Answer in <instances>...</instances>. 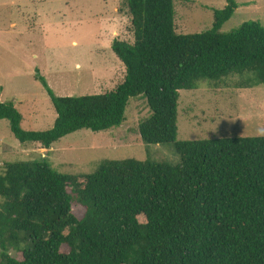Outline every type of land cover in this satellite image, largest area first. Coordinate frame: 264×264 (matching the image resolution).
<instances>
[{"label": "trees", "instance_id": "obj_1", "mask_svg": "<svg viewBox=\"0 0 264 264\" xmlns=\"http://www.w3.org/2000/svg\"><path fill=\"white\" fill-rule=\"evenodd\" d=\"M225 1L209 29L178 33L173 0H125L132 40L111 44L123 79L101 93L58 96L37 76L56 113L50 128L23 129L20 111L0 100L15 138L49 148L79 129L120 125L129 99L142 95L150 115L137 125L140 139L172 143L180 157L106 159L84 174L4 162L0 264H264V135L176 139L181 90L264 69V26L250 19L221 31L237 7Z\"/></svg>", "mask_w": 264, "mask_h": 264}, {"label": "rangeland", "instance_id": "obj_2", "mask_svg": "<svg viewBox=\"0 0 264 264\" xmlns=\"http://www.w3.org/2000/svg\"><path fill=\"white\" fill-rule=\"evenodd\" d=\"M237 7L221 25L230 31L246 20L264 26V0H235ZM225 0H173L178 33L209 29ZM125 0H0V100L22 114L21 127L50 128L56 113L40 79L58 96L110 90L124 76L111 48L114 39L132 40ZM238 70L221 80L199 79L181 90L177 140L258 136L264 131V69ZM150 115L144 96L129 99L123 122L106 130L79 129L49 148L20 142L0 119V165L11 161L47 162L66 174L91 173L101 160H155L178 164L172 143H144L138 123Z\"/></svg>", "mask_w": 264, "mask_h": 264}, {"label": "clouds", "instance_id": "obj_3", "mask_svg": "<svg viewBox=\"0 0 264 264\" xmlns=\"http://www.w3.org/2000/svg\"><path fill=\"white\" fill-rule=\"evenodd\" d=\"M259 134L264 135V131H261Z\"/></svg>", "mask_w": 264, "mask_h": 264}]
</instances>
